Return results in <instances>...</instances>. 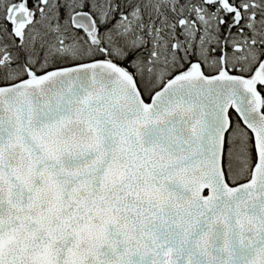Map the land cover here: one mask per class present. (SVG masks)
I'll return each mask as SVG.
<instances>
[{
    "label": "water",
    "instance_id": "water-1",
    "mask_svg": "<svg viewBox=\"0 0 264 264\" xmlns=\"http://www.w3.org/2000/svg\"><path fill=\"white\" fill-rule=\"evenodd\" d=\"M71 21L94 31L86 11ZM256 84L264 57L250 78L198 70L148 101L110 60L0 86V264H264ZM230 111L255 156L237 184L223 168Z\"/></svg>",
    "mask_w": 264,
    "mask_h": 264
},
{
    "label": "trees",
    "instance_id": "trees-1",
    "mask_svg": "<svg viewBox=\"0 0 264 264\" xmlns=\"http://www.w3.org/2000/svg\"><path fill=\"white\" fill-rule=\"evenodd\" d=\"M42 1V11L19 35L7 21L17 0H0V86L81 62L110 60L131 72L146 98L174 76L196 70L212 76L222 63L230 74L250 77L264 57V0H231L240 11L237 19L217 0ZM76 11L93 16V33L72 25ZM155 71L162 80L148 90L142 80ZM255 92L264 111V86L255 85ZM229 116V131L243 127L232 111ZM252 154L254 161L253 147ZM223 163L226 172L225 152Z\"/></svg>",
    "mask_w": 264,
    "mask_h": 264
},
{
    "label": "rangeland",
    "instance_id": "rangeland-1",
    "mask_svg": "<svg viewBox=\"0 0 264 264\" xmlns=\"http://www.w3.org/2000/svg\"><path fill=\"white\" fill-rule=\"evenodd\" d=\"M24 23V22H23ZM23 23L19 22L14 25L16 32L22 30ZM78 54V52L73 53ZM72 57H76L72 55ZM151 74V73H150ZM162 76L155 71L151 76L143 78V85L148 90L160 85ZM227 145L228 148L225 152V169L227 178L231 183L242 180L250 171L253 163L252 143L247 131L239 124L231 131L227 132ZM224 166V163H223ZM227 180V181H228Z\"/></svg>",
    "mask_w": 264,
    "mask_h": 264
},
{
    "label": "flooded vegetation",
    "instance_id": "flooded-vegetation-1",
    "mask_svg": "<svg viewBox=\"0 0 264 264\" xmlns=\"http://www.w3.org/2000/svg\"><path fill=\"white\" fill-rule=\"evenodd\" d=\"M211 1H215V0H211ZM217 1H219L218 2V7L220 9H222L225 14H230L231 13L233 15V18L234 19H237V17L240 15V11L236 8V5H234L231 0H217ZM14 4H18L19 5L18 9L16 11H14L16 13L19 10H24L26 12V14H27V12L29 10H32L33 11L31 19L29 18V16H27L28 19L21 22V23L24 22L23 23L24 25H23L22 30L18 32L19 35H20V34H22L23 29L26 28V26H28L30 23H32L36 19L37 13L39 14L42 11V9H43V1L41 0V2L38 3L35 0H17V2H15ZM241 9L244 10L245 9V6L243 5L241 7ZM249 12H252V10L249 11ZM15 14L13 13V15L11 16V19H14V15ZM253 15H254L253 13H250V16L251 17H253ZM7 21H8V19H7ZM9 23L11 24L13 30L16 31L15 28H14V24L12 23V21L9 22ZM218 73L219 74L227 73L229 75H232V74H230V72L226 68H224V63H222V67L219 69V72ZM151 94L149 96H147L146 98L144 97V100L145 101H148V99L150 98Z\"/></svg>",
    "mask_w": 264,
    "mask_h": 264
}]
</instances>
